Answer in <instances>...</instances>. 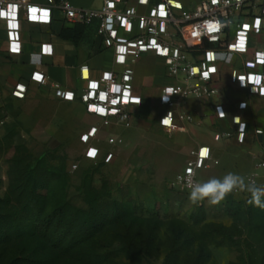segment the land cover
I'll list each match as a JSON object with an SVG mask.
<instances>
[{"label": "rangeland", "instance_id": "374dc122", "mask_svg": "<svg viewBox=\"0 0 264 264\" xmlns=\"http://www.w3.org/2000/svg\"><path fill=\"white\" fill-rule=\"evenodd\" d=\"M145 65V61L140 60L135 66L137 84L148 86L151 77L159 76L156 83L161 85L164 62L159 59L152 73ZM8 88L0 83V198L9 186V171H18V153L26 151L36 159H54L51 163L66 171L69 184L65 200L71 208L81 210V215L86 216L90 209L106 210L110 214L120 207L162 224L158 239L151 244L150 258L130 256L117 242L109 250L111 255L104 264H197L204 261L206 264H261L264 234L259 229H264V207L249 203L250 193L234 191L218 205H209L207 200L192 204L189 193L177 188L175 177L183 170L188 153L196 144L189 134L168 135L160 127L159 117L164 110L158 104L155 88L144 89L143 93L155 97L143 94L137 113L127 125L104 128L99 135V147L105 155L112 153L113 157L110 161L103 158L97 162L83 157L80 136L98 122L89 116L84 106L57 98L46 86L38 85L25 101H17ZM110 136L120 137L123 144L110 146L107 142ZM239 154L238 163L242 166L235 168L233 160H222L220 165L200 172V179L220 178L233 172L248 183L258 159L248 151ZM259 173L256 186L264 187V171ZM56 195L59 196L57 192ZM230 200L242 203L243 208L251 212L252 227L248 226V216L239 224L243 235L236 233L235 236L234 223L226 215ZM213 225L224 227L228 234L233 233L234 242L230 243L229 236L219 232H224L222 228L215 230ZM254 225L260 227L254 228ZM179 228H185L188 236L181 237V251L173 253ZM185 238L191 241L185 242ZM246 243L256 251L250 258H247ZM203 247L210 257L199 258L197 262L196 257L202 254Z\"/></svg>", "mask_w": 264, "mask_h": 264}, {"label": "built area", "instance_id": "2783aa9c", "mask_svg": "<svg viewBox=\"0 0 264 264\" xmlns=\"http://www.w3.org/2000/svg\"><path fill=\"white\" fill-rule=\"evenodd\" d=\"M148 2L142 0L143 4ZM55 11L62 14L65 25L88 27L96 23L97 36L115 58V69L103 72L95 85L79 93L58 83L50 87L57 98L80 102L100 121L99 127H91L80 136L86 161L112 159V153L105 155L99 147L98 134L104 128L127 125L137 113L141 98L135 94V66L146 55L164 62L165 83L158 97L164 113L159 117V125L168 135L189 134L194 118L184 111V103L191 98L214 96L222 66L236 65L241 89L264 92V0H192L188 4L182 0H158L145 12L129 5L127 0H102V6L96 9L78 8L68 1L48 0L47 5H37L30 0H0V27L6 44L22 43L25 23L52 25ZM45 12L47 18H43ZM213 25L216 30L209 31ZM90 71L89 65L80 66V80L89 81ZM31 81L49 85L42 73L32 74ZM27 91L26 84L19 82L12 96L24 99ZM169 112L172 115L167 117ZM165 117L170 121L168 125L161 123ZM244 138L245 132L239 131L238 142L243 143ZM107 142L110 146L123 144L116 136H110ZM204 148L208 149L206 156L200 154ZM90 152L95 154L89 155ZM218 164L210 147L196 145L175 177L177 188L189 193L186 181L177 177L199 182L200 172ZM259 171H264V161L255 163L248 183L257 185Z\"/></svg>", "mask_w": 264, "mask_h": 264}, {"label": "trees", "instance_id": "16d2710c", "mask_svg": "<svg viewBox=\"0 0 264 264\" xmlns=\"http://www.w3.org/2000/svg\"><path fill=\"white\" fill-rule=\"evenodd\" d=\"M85 30L86 26L77 24L63 29L60 36L78 46ZM16 160L18 171H9V186L0 198V264H63L64 261L104 264L111 255L109 250L117 242L130 256L151 257V244L158 239L160 222L138 217L120 207L110 214L106 210L90 209L86 216L81 215V210L71 208L65 200L68 174L51 163L54 159H36L24 151L18 153ZM53 184L56 186L51 187ZM243 207L242 203L228 201L226 215L234 223L235 236L236 233L243 235L239 224L245 216L249 218L248 226L252 227L251 212ZM259 227L254 225V228ZM222 230L224 232H219L229 236L228 241L233 243V233L228 234L224 227ZM259 230L264 234V229ZM185 231V228L177 229V248L173 253L181 251V237L188 236ZM144 235L145 247L142 245ZM246 247L247 258H250L256 251L250 244L246 243ZM201 252L196 261L210 257L206 248ZM260 261L264 263V257Z\"/></svg>", "mask_w": 264, "mask_h": 264}, {"label": "crops", "instance_id": "0c3cea01", "mask_svg": "<svg viewBox=\"0 0 264 264\" xmlns=\"http://www.w3.org/2000/svg\"><path fill=\"white\" fill-rule=\"evenodd\" d=\"M57 1L58 3L68 1L78 8L96 9L102 6V0ZM127 1L129 5L136 6L140 12H145L158 0H149L147 4H143L142 0ZM190 1L192 0L183 2L188 4ZM30 2L37 5L48 4V0H30ZM54 17L55 21L50 26L25 23L20 45H7L0 27V83L9 87L11 95L16 83H24L28 88L25 98H15L17 101L28 99L38 86L31 81V75L34 73H42L47 77L49 85L46 87L58 83L68 90L79 93L80 90L95 85L103 72L116 68L113 51L107 50L97 36L96 23L86 27L82 40L76 46L60 36L63 29L73 25H65L62 22V14L58 11H55ZM141 60L145 61V67H148L152 73L159 59L153 55H146ZM84 64L89 65L91 70L89 81H81L79 78V68ZM235 68L236 65L222 66L216 84L218 92L211 98L188 99L184 103V111L194 118V125L191 126L189 133L192 141L196 145L210 147L214 157L219 161L218 165L222 160H233L237 168L243 165L238 163L241 159L240 152L254 153L258 159L256 162L264 161V92L241 89L238 84L239 73ZM163 75L162 69L161 85L156 83V80H160L159 76L151 77L147 84L156 89L155 96L158 94V97L165 83ZM148 86L138 85L135 81L136 96L140 98L146 94L154 98L155 96L151 94L143 93ZM221 112L225 114L223 119L219 116ZM92 117L98 122L96 125H91L87 131L91 127L100 126L99 119ZM237 117L239 123L236 122ZM242 130L245 132V138L243 143H239L238 135ZM103 131L98 134V139Z\"/></svg>", "mask_w": 264, "mask_h": 264}, {"label": "clouds", "instance_id": "9594fccd", "mask_svg": "<svg viewBox=\"0 0 264 264\" xmlns=\"http://www.w3.org/2000/svg\"><path fill=\"white\" fill-rule=\"evenodd\" d=\"M169 93L171 94V90H169ZM171 115L172 113L169 112L167 117H170ZM219 116L223 119L225 114L221 112ZM165 119L166 117L161 121V123H163ZM236 122H240L238 117L236 118ZM177 180L181 182L186 181L189 189L188 199L192 204H197L207 200L209 205H218L229 194L238 190L250 193L251 198L249 203H253L258 207H264V199H262L264 198V187L256 186L254 182L246 183L243 176L233 172H228L220 178L213 177L199 182L193 181L190 177L186 180L184 176H178Z\"/></svg>", "mask_w": 264, "mask_h": 264}, {"label": "snow or ice", "instance_id": "6c2138e0", "mask_svg": "<svg viewBox=\"0 0 264 264\" xmlns=\"http://www.w3.org/2000/svg\"><path fill=\"white\" fill-rule=\"evenodd\" d=\"M43 18H47V13L45 12L44 14H43ZM214 30H216V26H210L209 27V31H214ZM240 47L241 48H243V41H241V43H240ZM121 51H123V49H121ZM163 123L165 124V125H168L169 123H170V121L168 120V119H165L164 121H163ZM207 153H208V149H206V148H204V149H202L201 150V155L202 156H206L207 155ZM95 153L94 152H90L89 153V155H94Z\"/></svg>", "mask_w": 264, "mask_h": 264}]
</instances>
